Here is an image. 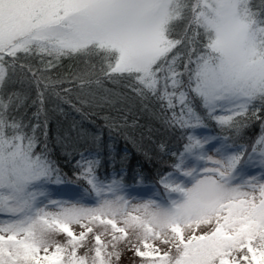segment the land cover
Returning a JSON list of instances; mask_svg holds the SVG:
<instances>
[{"label":"snow or ice","instance_id":"1","mask_svg":"<svg viewBox=\"0 0 264 264\" xmlns=\"http://www.w3.org/2000/svg\"><path fill=\"white\" fill-rule=\"evenodd\" d=\"M64 57L100 61L82 89L102 76L160 103L184 141L163 193L133 203L83 154L88 187L53 190L71 181L37 150L12 85L27 78L42 109L61 82L43 74ZM260 111L264 0H0V264H119L125 249L140 264H264V134L249 151L206 123L239 135Z\"/></svg>","mask_w":264,"mask_h":264},{"label":"trees","instance_id":"2","mask_svg":"<svg viewBox=\"0 0 264 264\" xmlns=\"http://www.w3.org/2000/svg\"><path fill=\"white\" fill-rule=\"evenodd\" d=\"M38 65V61H33ZM95 66L90 69L89 66ZM98 58L64 57L56 67L43 75L61 81L56 85L59 97L46 93L43 108L37 100V89L28 79L19 77L12 88L23 96L17 115L39 139L37 150L46 149L50 159L71 181L68 186H53L59 195L67 187L73 190L87 188L78 179L77 161L85 157L98 158L96 175L105 182L115 178L129 189L151 186L150 197L163 193L160 180L173 171L176 157L172 153L182 150L184 141L179 130L165 125V112L155 100H141L127 82H112L100 76L102 83L81 88L76 77L93 71L99 74ZM70 89V92H64ZM61 97H67V102ZM203 112V109H198ZM260 119L252 117L239 135L222 130L214 120H207V132L228 136L230 142L243 145L251 151L256 140L264 134V111ZM165 145V150L161 145ZM260 173L258 170L254 174ZM144 198V197H143ZM83 251V250H81Z\"/></svg>","mask_w":264,"mask_h":264},{"label":"rangeland","instance_id":"3","mask_svg":"<svg viewBox=\"0 0 264 264\" xmlns=\"http://www.w3.org/2000/svg\"><path fill=\"white\" fill-rule=\"evenodd\" d=\"M256 175L259 176L260 173H257ZM151 189H152L151 186H146V187H141L140 189H137V190L134 187H130L127 190H128L129 195L135 197V199L132 202L136 203L140 200L151 198L149 196V193H151ZM75 230L78 232L79 228L76 227ZM58 239L63 240L64 237L60 236V237H58ZM119 264H140V258L135 256L133 251H129V250L125 249L124 252L122 253Z\"/></svg>","mask_w":264,"mask_h":264}]
</instances>
